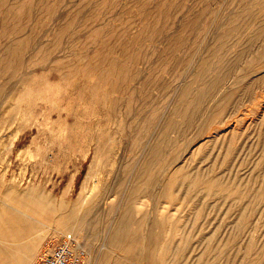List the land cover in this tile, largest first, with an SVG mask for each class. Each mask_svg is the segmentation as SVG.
<instances>
[{
    "label": "rangeland",
    "instance_id": "1",
    "mask_svg": "<svg viewBox=\"0 0 264 264\" xmlns=\"http://www.w3.org/2000/svg\"><path fill=\"white\" fill-rule=\"evenodd\" d=\"M263 38L264 0H0V198L35 189L56 206L42 219H99L85 264L129 196L157 237L149 264H264Z\"/></svg>",
    "mask_w": 264,
    "mask_h": 264
},
{
    "label": "bare ground",
    "instance_id": "2",
    "mask_svg": "<svg viewBox=\"0 0 264 264\" xmlns=\"http://www.w3.org/2000/svg\"><path fill=\"white\" fill-rule=\"evenodd\" d=\"M241 11V10H240ZM247 14V13H245ZM221 16V15H220ZM223 21V20H222ZM230 22V21H229ZM220 23V22H219ZM237 25V23H236ZM213 28V27H212ZM235 30V29H234ZM230 33V30H226L223 32V34L221 35V45L222 46H227L228 44L226 43L227 42V37ZM210 36V35H209ZM215 37V36H214ZM264 39V38H263ZM235 40V39H234ZM232 40V41H234ZM254 42V41H252ZM207 43V42H206ZM209 43V42H208ZM210 44V43H209ZM227 44V45H226ZM254 44V43H253ZM206 47V46H205ZM225 48V47H224ZM223 49V48H222ZM225 50V49H224ZM222 50V51H224ZM239 50V49H238ZM220 51V52H222ZM246 51V50H245ZM226 56V55H225ZM224 57V56H223ZM224 59V58H223ZM220 60V59H219ZM224 60L220 61V62H223ZM219 62V63H220ZM197 63V62H196ZM237 63V62H236ZM212 64V63H211ZM218 64V62H217ZM223 64V63H221ZM220 64V65H221ZM215 65V64H214ZM263 65V64H262ZM208 66V65H207ZM206 66V67H207ZM213 66V64H212ZM217 66V65H216ZM215 67V66H214ZM237 67V66H236ZM211 68V67H210ZM208 68V69H210ZM205 70V69H204ZM237 70V69H236ZM235 70V71H236ZM258 70V69H257ZM260 70V69H259ZM210 71V70H208ZM256 71V70H255ZM262 71V70H260ZM224 72V71H223ZM222 72V73H223ZM259 72V71H258ZM221 73V74H222ZM256 73V72H255ZM254 73V74H255ZM204 74V73H202ZM210 74V73H208ZM207 76V75H206ZM205 76V77H206ZM221 76V75H220ZM232 76V75H231ZM230 76V77H231ZM258 76V75H257ZM204 77V78H205ZM241 76H239L238 78H240ZM243 77V76H242ZM204 78H202L204 80ZM250 78V77H249ZM208 79V77H207ZM209 79H210V75H209ZM212 79V78H211ZM210 79V80H211ZM230 79V78H229ZM235 79V78H234ZM243 79V78H242ZM248 79V78H246ZM245 79V80H246ZM256 79V78H255ZM221 80V79H220ZM244 80V81H245ZM251 80V79H250ZM258 80V79H257ZM215 80L211 81V83H208L207 85H209L207 87L206 90H204V95H208V93H210L211 89H213L215 87V85H217L216 83H214ZM218 81H219V78H218ZM225 81V80H224ZM238 82V81H237ZM236 82V83H237ZM248 83L250 82L249 80L247 81ZM255 82V81H253ZM238 84V83H237ZM236 84V85H237ZM223 85V84H222ZM257 85V84H256ZM226 87V86H225ZM216 88V87H215ZM214 88V89H215ZM218 88V86H217ZM229 88V87H228ZM227 90V89H226ZM233 90V89H232ZM221 91V90H219ZM223 91V90H222ZM225 91L221 92V94H223ZM231 92V91H230ZM214 93V92H212ZM219 93V92H217ZM245 93V92H244ZM220 94V95H221ZM228 93L226 91V93H224L223 95V99L227 98L228 97ZM218 96V94H217ZM213 98V97H212ZM218 100V99H217ZM216 100V101H217ZM211 101L213 102L214 100L211 99ZM193 102V101H192ZM196 103V101H194ZM215 102V101H214ZM194 103V104H195ZM213 104V103H212ZM193 105V104H192ZM211 107V104L210 106ZM215 107V106H214ZM182 108V107H181ZM219 108V107H218ZM183 110V109H182ZM189 110V109H188ZM214 110V109H213ZM184 111V110H183ZM186 113H187V110H185ZM185 111L183 113H185ZM190 111V110H189ZM194 113V112H193ZM187 115V114H186ZM194 115V114H193ZM202 115V114H201ZM219 115V114H218ZM206 116V115H205ZM215 116V115H214ZM186 117V116H185ZM188 117V115H187ZM217 117V116H216ZM198 118V116H197ZM192 119V118H191ZM185 120H187L185 118ZM199 121V120H198ZM202 121V120H201ZM187 123V122H186ZM196 123V122H195ZM194 126V125H193ZM196 127V126H195ZM187 128V127H186ZM235 128V127H234ZM195 130V129H194ZM169 131V130H168ZM168 133V132H167ZM170 134V133H169ZM171 135V134H170ZM189 143V142H188ZM159 146V145H158ZM184 146V145H182ZM187 146V145H186ZM190 147V145H189ZM181 150V149H180ZM178 152V151H177ZM149 153V152H148ZM184 154V153H183ZM164 155V154H163ZM161 156V157H164L163 159H167L165 156ZM178 155V154H177ZM154 160L156 161V159L159 157V153H156L154 155ZM160 157V158H161ZM175 157V156H174ZM159 158V160H160ZM170 158V156H169ZM172 158V157H171ZM177 158V157H176ZM162 159V160H163ZM175 159V158H174ZM168 160V159H167ZM178 160V159H177ZM166 161V160H165ZM164 162V161H162ZM169 162V160H168ZM178 162V161H177ZM159 163V162H158ZM166 163V162H165ZM174 163V161H173ZM162 164V163H160ZM172 164H169V166L171 167ZM159 166V165H158ZM168 167V166H167ZM181 166L179 167H175L172 168L170 170V175L167 174L168 176L170 177H167V175L163 176L162 177V180H158L159 178H157V184H158V181L163 184V186L165 187H168L169 184L173 183V181L177 178L178 174L181 173V171H183V169L181 170L180 169ZM153 169V168H151ZM163 169V168H162ZM166 171V169H164ZM168 170V169H167ZM181 170V171H180ZM153 171V170H152ZM153 173V172H151ZM165 173V172H163ZM167 173V171H166ZM187 173V172H185ZM182 175H184L183 173H181ZM201 173H199V176H200ZM181 175V176H182ZM197 175V174H196ZM196 175H195V178H196ZM203 175V174H202ZM193 176V175H191ZM197 176V177H199ZM216 176V175H215ZM146 177V175H145ZM179 177H180V174H179ZM178 177V178H179ZM213 177V176H212ZM156 178H154V182L156 180ZM185 178V177H183ZM187 178V177H186ZM194 178V177H193ZM192 178V179H193ZM194 178V180H195ZM205 178V177H204ZM140 179V178H139ZM197 179H200V178H197ZM151 180V179H150ZM149 180V182H150ZM167 180V181H165ZM202 180V179H201ZM205 180V179H204ZM203 180V181H204ZM217 180V179H216ZM212 179L209 181V188H212L217 185V181ZM219 180V178H218ZM177 181V180H176ZM140 182V180L138 181ZM138 182H137V185H138ZM148 182V183H149ZM154 182L151 181V185L154 184ZM175 182V181H174ZM195 183V182H194ZM198 183V181H197ZM203 183V182H202ZM205 183V181H204ZM203 183V184H204ZM221 183V182H220ZM219 183V184H220ZM150 184V183H149ZM161 184H158L157 186L158 187H163ZM175 184V183H174ZM196 184V183H195ZM218 184V185H219ZM137 185H134V186H137ZM148 185V184H147ZM180 185V184H179ZM155 186V184H154ZM195 186V185H194ZM220 186V185H219ZM145 187V186H144ZM163 187L162 190H165ZM173 187V186H172ZM147 188V186H146ZM154 188V187H153ZM157 187L155 186V189ZM216 189H218V186L217 187H214ZM221 188V187H220ZM219 188V189H220ZM149 190V188H147ZM154 189V190H155ZM158 189V188H157ZM136 190V188L134 189ZM148 190V191H149ZM154 190L152 193H154ZM160 190V189H159ZM159 190H157L156 192L159 193ZM161 190V191H162ZM173 190V189H172ZM133 191V190H132ZM146 191V190H145ZM210 191H213V190H210ZM209 191V192H210ZM131 192V191H130ZM151 192V191H150ZM168 192V191H167ZM166 192V193H167ZM170 192V191H169ZM139 193H140V189H139ZM149 193V192H148ZM171 193H173L171 191ZM212 193V192H211ZM134 194V193H133ZM146 194V193H145ZM161 194V192L159 193ZM158 194V195H159ZM39 197L40 194L39 192L37 193V190L35 189H30L29 191L25 192V191H22V190H17L15 189L14 187L10 188L7 193L5 194V196L2 198H0V264H34L37 259H36V256L37 254L40 252V249H41V243L44 239H47V238H50L52 237L54 234L58 233V234H62V235H65V234H68V233H73L75 234V237L79 240H80V235L79 233H81V231H84L86 229L88 230H91L93 231V229H95V227L98 225V220H95L93 221V219H91L92 221H89L86 222L84 219L80 218L78 215H76V212L79 213L78 211L74 212L73 209L72 211H69V212H65L64 210V214L65 213H69L68 215H63L61 216L63 213H59L58 215L61 216L60 218L58 217V219L55 220V217L52 218V219H42L40 218V216H42L43 214V211H47L45 209H48L45 207V205H52V204H48V201L46 204L39 201L41 200L40 197L37 199V196ZM129 195H132V194H129ZM172 195V194H171ZM43 196V195H42ZM149 196V195H148ZM156 196V195H155ZM162 196V195H161ZM160 196V197H161ZM165 196V195H163ZM167 196V194H166ZM45 197V196H44ZM44 197H41V198H44ZM159 197V198H160ZM168 197V196H167ZM172 197V196H171ZM170 197V198H171ZM129 200L128 202H124L123 203H120L118 206V208H113V207H110L108 209L109 211V215L112 213V211H117L116 215H114L113 213V219H110L108 216L107 218H109L110 220H113V223L111 224V221H110V225L112 226H109L111 229H109V231L106 233L107 234V244H105V247H104V254L102 252V255L100 257V260L97 264H125L124 262H122V260H129V259H134V264H140V261H148L147 264H149V261L151 259H154L157 257L156 255L158 254L157 253V237L153 234L154 232V229H153V226L151 227L150 224H144L143 223V226L142 228L140 229V221H136V218H134V215H135V212L133 213V210L134 208L138 209V206L135 207V203L133 201L134 198H131L130 196L128 197ZM131 198V199H130ZM92 199V198H91ZM90 199V200H91ZM95 199V198H94ZM94 199L93 200H88V204L87 205V208L89 209L90 207L93 206V202H94ZM126 199V198H125ZM136 199V198H135ZM43 200V199H42ZM46 200V199H45ZM86 200V199H85ZM149 200V199H148ZM80 202H82L83 204V201H81V199L79 200ZM99 201V200H98ZM103 201V200H102ZM101 201V202H102ZM127 201V200H126ZM79 202V203H80ZM123 202V201H122ZM50 203V202H49ZM138 203V202H137ZM139 203H140V199H139ZM150 203V202H149ZM45 204V205H44ZM83 204V205H85ZM103 204V202H102ZM106 204V203H105ZM152 204V203H151ZM57 205V204H56ZM62 205V204H60ZM82 205V206H83ZM85 205V206H86ZM100 205V204H99ZM104 205V204H103ZM108 205V203L106 204ZM53 207L56 208V206L52 205ZM102 206V205H101ZM105 206V205H104ZM51 207V206H49ZM60 207V206H58ZM74 207V206H73ZM78 207V206H77ZM77 207H75L74 209H76ZM45 208V209H44ZM105 208V207H104ZM52 209L49 208L48 209V212ZM54 209V208H53ZM62 209V207L60 208ZM84 209V208H83ZM86 209V208H85ZM91 209V208H90ZM97 209V208H96ZM95 209V210H96ZM101 209V208H100ZM135 209V210H136ZM140 209V208H139ZM58 210V208H57ZM77 210V209H76ZM87 210V209H86ZM84 210V211H86ZM103 210V209H102ZM134 210V211H135ZM82 211V213L84 212ZM89 211V210H88ZM91 211V210H90ZM106 211V210H104ZM103 211V212H104ZM51 212V211H50ZM73 212V213H72ZM101 211V213H103ZM111 212V213H110ZM88 213V212H86ZM95 213V212H94ZM99 216H100V211L98 212ZM137 213V212H136ZM105 214V213H104ZM83 215V214H80V216ZM87 217H88V214H86ZM85 215V216H86ZM97 215V216H98ZM107 214H105V217H106ZM148 215V214H147ZM147 215L145 218H147ZM38 216V217H36ZM54 216V215H53ZM56 216V215H55ZM84 216V217H85ZM136 216V215H135ZM95 217V216H94ZM111 217V215H110ZM25 218L27 219H33L34 220V223H29L27 225H22L23 222H25ZM154 218V217H153ZM26 219V220H27ZM151 219V217H150ZM105 220V219H104ZM141 220V219H140ZM153 220V219H152ZM100 222V221H99ZM106 222V221H105ZM103 222V223H105ZM109 222V221H107ZM145 222V221H144ZM148 222V220L146 221ZM102 223V221H101ZM149 223H151L149 221ZM159 223V222H157ZM108 224V223H107ZM104 225V224H103ZM154 225V223H153ZM107 226V225H106ZM162 226V225H161ZM100 227V226H98ZM101 227H102V224H101ZM163 228V227H162ZM107 229V230H108ZM39 230L38 233H36L37 231ZM103 231V230H102ZM36 233V234H35ZM83 233V232H82ZM162 233V231H161ZM164 235V234H163ZM105 237V235H104ZM160 238V237H159ZM158 238V239H159ZM163 240V239H162ZM160 241V239H159ZM165 241V240H164ZM105 242H106V239H105ZM160 243V242H159ZM164 244V243H163ZM159 245V244H158ZM160 249V248H159ZM158 249V251H159ZM165 249V248H164ZM162 250V249H160ZM166 252V251H165ZM164 252V253H165ZM118 253H121L118 255ZM114 255V256H113ZM167 255V254H166ZM165 255V256H166ZM103 256V257H102ZM116 256V257H115ZM164 256V257H165ZM113 257L115 258V260H113ZM119 257V260H116L117 258ZM120 257L121 258H125V259H122L120 261ZM102 258V259H101ZM165 259V258H164ZM176 260V259H175ZM131 261V260H130ZM167 261V260H166ZM155 263V261H154ZM161 263V262H160ZM166 263V262H164ZM163 263V264H164ZM170 263V262H168ZM89 264V263H88ZM93 264V263H92ZM130 264V262H129Z\"/></svg>",
    "mask_w": 264,
    "mask_h": 264
},
{
    "label": "built area",
    "instance_id": "3",
    "mask_svg": "<svg viewBox=\"0 0 264 264\" xmlns=\"http://www.w3.org/2000/svg\"><path fill=\"white\" fill-rule=\"evenodd\" d=\"M85 255L82 242L68 233L57 240H46L37 264H85Z\"/></svg>",
    "mask_w": 264,
    "mask_h": 264
}]
</instances>
